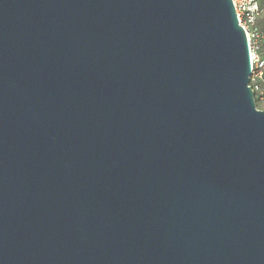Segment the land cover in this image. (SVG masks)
<instances>
[{"label":"water","instance_id":"95a60500","mask_svg":"<svg viewBox=\"0 0 264 264\" xmlns=\"http://www.w3.org/2000/svg\"><path fill=\"white\" fill-rule=\"evenodd\" d=\"M232 0H0V264H264V109Z\"/></svg>","mask_w":264,"mask_h":264},{"label":"built area","instance_id":"2783aa9c","mask_svg":"<svg viewBox=\"0 0 264 264\" xmlns=\"http://www.w3.org/2000/svg\"><path fill=\"white\" fill-rule=\"evenodd\" d=\"M238 23L243 27L249 46L251 74L250 85L258 95V100L264 108V92L258 81L264 69V59L260 55V42L264 41V29L257 26L261 14L258 0H232Z\"/></svg>","mask_w":264,"mask_h":264},{"label":"rangeland","instance_id":"374dc122","mask_svg":"<svg viewBox=\"0 0 264 264\" xmlns=\"http://www.w3.org/2000/svg\"><path fill=\"white\" fill-rule=\"evenodd\" d=\"M260 3V8H261V14L260 17L257 21V26L260 29H264V0H258ZM261 53L264 55V42L261 44ZM263 88H264V84H263ZM255 96V95H254ZM256 103V102H255ZM256 107L258 109H264L262 104L260 103V101L258 100L256 103Z\"/></svg>","mask_w":264,"mask_h":264},{"label":"trees","instance_id":"16d2710c","mask_svg":"<svg viewBox=\"0 0 264 264\" xmlns=\"http://www.w3.org/2000/svg\"><path fill=\"white\" fill-rule=\"evenodd\" d=\"M259 2V1H258ZM259 6H260V3H259ZM261 9V8H260ZM264 41L262 40L261 42H260V50H259V52H260V55H261V57L264 59V55L261 53V44L263 43ZM258 83H259V85H260V87H261V89H262V91L264 92V88H263V84H264V69H263V74H262V77H261V79L258 81ZM254 98H255V102L257 103V101H258V95H257V93L256 92H254Z\"/></svg>","mask_w":264,"mask_h":264}]
</instances>
